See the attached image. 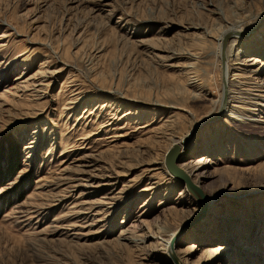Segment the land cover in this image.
Listing matches in <instances>:
<instances>
[{"label": "rangeland", "instance_id": "374dc122", "mask_svg": "<svg viewBox=\"0 0 264 264\" xmlns=\"http://www.w3.org/2000/svg\"><path fill=\"white\" fill-rule=\"evenodd\" d=\"M263 16L0 0V264H264ZM184 135L205 205L164 164Z\"/></svg>", "mask_w": 264, "mask_h": 264}, {"label": "bare ground", "instance_id": "6f19581e", "mask_svg": "<svg viewBox=\"0 0 264 264\" xmlns=\"http://www.w3.org/2000/svg\"><path fill=\"white\" fill-rule=\"evenodd\" d=\"M262 19H264V16L263 17H261ZM242 32H245V31H243V30H240V29H230V30H228V31H226L223 35H222V37L220 38V42H219V46L221 47V57H223V62H224V65H223V67H224V70H227L229 67H230V65L228 64V67H227V65H226V61L229 59V57H230V53L232 52V50H233V48H234V46L236 45V40H237V36L240 34V33H242ZM231 36H234V38H232V43H230V44H228L227 46L225 45V43H226V41H227V39H228V37H231ZM228 63V62H227ZM227 73H228V71H227ZM226 76V75H225ZM224 81H223V85L225 84V86H226V83H228V81L230 80V78H225L224 77V79H223ZM230 91V90H229ZM227 93L228 92H223L222 91V97L224 98L225 97V95H227ZM221 97V98H222ZM221 100V99H220ZM219 100V101H220ZM228 115L229 116H231V113L229 112L228 113ZM188 136V135H187ZM194 141H195V139L194 140H191L190 142H186V135H184V136H181V137H179V138H176L174 141H173V144H172V146L171 147H174L175 145H177L178 147H179V156H178V161H177V164L184 170V172L186 173V174H188L189 175V179H190V184H191V186L193 185V186H195V187H197L198 189H200L201 190V194L200 195H196L193 191H192V189H191V186L189 185V183H188V181L184 178V177H181V176H178L175 172H172L171 171V169H170V167L167 165V162H166V158H165V160H164V164L166 165V167H167V169H168V171L169 172H171L175 177H176V179L178 180V181H180V182H182V185H183V187L188 191V192H193V195L195 196V197H198L199 198V200L201 201V203L203 204V205H205V198L206 197H204V194H203V190H202V188H200V187H202V177L198 174V172H197V169H198V166L197 165H190L188 162H183V160H181V157H182V155H184V153H185V151H186V148L188 147V145H192V144H194ZM167 154V153H166ZM202 161H199L198 162V165L201 163ZM221 193H223V191L221 192ZM216 196H218V195H214V196H208V199H209V201H210V205H209V207H208V213L210 212V208H212V206H214V204H212V201L214 200V198L216 197ZM76 205H74V207H75ZM72 207V206H71ZM178 235V231L177 230H174L172 233H171V235H170V237H169V239L166 241V243L169 245L172 241H174V240H176V239H178L177 236ZM167 246V245H166ZM171 248H168V253L170 252V254H171V256H172V258H173V260L175 261V262H177V263H180V257H179V255H178V252H176L175 250H173L175 247H177V243H176V245H174V244H172L171 243V246H170ZM173 250V251H172Z\"/></svg>", "mask_w": 264, "mask_h": 264}, {"label": "water", "instance_id": "95a60500", "mask_svg": "<svg viewBox=\"0 0 264 264\" xmlns=\"http://www.w3.org/2000/svg\"><path fill=\"white\" fill-rule=\"evenodd\" d=\"M178 156H179V147L175 145L174 147H171L166 154V162L167 165L170 167L172 172H175L178 176L184 177L188 183L190 182L189 175L184 172V170L177 164L178 161ZM191 186V184L189 183ZM192 191L196 195L201 194V190L198 189L195 186H191Z\"/></svg>", "mask_w": 264, "mask_h": 264}]
</instances>
